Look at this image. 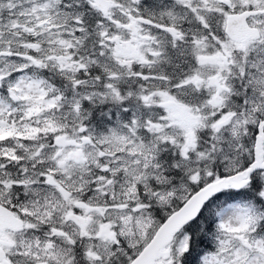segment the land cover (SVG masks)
<instances>
[{"label": "snow or ice", "instance_id": "1", "mask_svg": "<svg viewBox=\"0 0 264 264\" xmlns=\"http://www.w3.org/2000/svg\"><path fill=\"white\" fill-rule=\"evenodd\" d=\"M0 264H264V0H0Z\"/></svg>", "mask_w": 264, "mask_h": 264}]
</instances>
